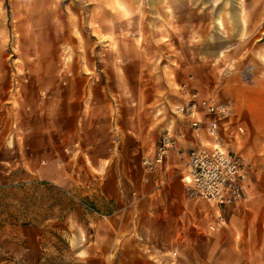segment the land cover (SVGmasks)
Masks as SVG:
<instances>
[{"label":"rangeland","instance_id":"obj_1","mask_svg":"<svg viewBox=\"0 0 264 264\" xmlns=\"http://www.w3.org/2000/svg\"><path fill=\"white\" fill-rule=\"evenodd\" d=\"M75 1L0 0V124L8 113L6 106H10L12 92L25 96L21 100L25 105L38 88L51 85L50 79L61 69L70 76L78 71L90 74L95 69H115L123 77L122 64L141 56L138 80L132 81L125 75L122 82L126 107L142 111L155 107L156 121L162 126L182 127L185 122L177 108L183 97L182 89L177 87L185 83L192 87L197 81L196 90L232 105L234 123L245 127L241 139L235 141L225 133L220 140L227 151L241 157L247 198L225 209L221 217L209 215L207 225L222 219L218 229L210 232L209 224L202 232L203 242L188 246L183 258H179L178 250L169 255L176 260L173 264H178L179 259L187 264H264L262 0H220L219 32L199 35L188 45H184L181 33L155 34L146 12V0H138L137 4L142 18L135 36L141 45H131L135 40L131 33L120 35V43L112 34H98L108 42L101 45L86 34L85 4ZM249 13H253L252 25L248 24ZM130 24L129 19L126 26ZM221 47H226L225 52L218 57ZM117 56L121 59L115 67L111 62L93 67L78 66L76 62L78 58ZM0 165L11 168L9 164ZM68 180L66 176L64 184L55 183L21 167L12 168L8 174L5 170L0 173V264L83 263V230L78 227L79 236L72 238L70 233L74 234L75 229L70 226V219L83 220L84 204L92 206L82 194L77 200L82 208H76ZM80 188L83 190L82 185Z\"/></svg>","mask_w":264,"mask_h":264},{"label":"crops","instance_id":"obj_2","mask_svg":"<svg viewBox=\"0 0 264 264\" xmlns=\"http://www.w3.org/2000/svg\"><path fill=\"white\" fill-rule=\"evenodd\" d=\"M77 1L85 4L86 34L91 39L106 45L108 42L97 35L112 34L120 43V35L131 33L135 37L131 45H141L135 36L142 18L138 0ZM146 3L155 34L178 32L184 35V45H188L199 35L219 32L220 0ZM263 5L264 0L262 18ZM252 17L253 13L247 14L250 25ZM129 19L132 24L126 26ZM119 59L120 56L78 58L76 62L89 67L111 62L115 67ZM142 63L141 56L123 63V77L115 69H91L90 74L78 71L71 76L61 69L50 79L52 84L38 88L25 105L21 100L26 97L12 92L10 106H6L8 113L0 124V164L11 165L10 169L0 165V173L5 170L8 174L12 168L21 167L59 184H64V177L69 176L66 182L76 208L82 194L84 201L94 208H83V220L70 219V226L75 229L74 234L70 233L72 238L79 236L78 227L83 230L82 264H173L176 260L170 253L178 250L179 258H183L188 246L203 242L202 232L210 224L207 225L208 216H221L231 207L209 208L204 200L188 193L181 179L187 153L200 143L213 144V138L206 134L198 136L185 120L182 127L162 126L156 121L155 107L144 111L126 107L122 82L125 75L132 81L138 80ZM196 82L192 87L199 89ZM180 86L177 88L181 89ZM180 94L184 104L185 92L181 90ZM163 131L176 141L181 154L173 151L162 165L147 171L142 160L154 154L166 134ZM219 133L225 135L223 128ZM178 264L187 262L179 259Z\"/></svg>","mask_w":264,"mask_h":264},{"label":"built area","instance_id":"obj_3","mask_svg":"<svg viewBox=\"0 0 264 264\" xmlns=\"http://www.w3.org/2000/svg\"><path fill=\"white\" fill-rule=\"evenodd\" d=\"M180 88L185 92L186 102L177 108L179 116L189 123L198 136L206 134L214 140L211 145L200 143L187 153L181 178L186 190L193 197L215 207L236 206L247 198L241 157L223 147L219 130L223 128L226 134L237 141L245 134V127L234 123L233 107L229 103L203 96L190 83L182 84ZM173 151L181 154L176 141L169 134H164L154 154L144 157L142 163L151 172L162 165ZM84 207L93 211L89 205L84 204ZM221 222V218L213 221L208 230L216 231Z\"/></svg>","mask_w":264,"mask_h":264},{"label":"bare ground","instance_id":"obj_4","mask_svg":"<svg viewBox=\"0 0 264 264\" xmlns=\"http://www.w3.org/2000/svg\"><path fill=\"white\" fill-rule=\"evenodd\" d=\"M224 52H225V47H223L220 51H219V53L222 55V54H224Z\"/></svg>","mask_w":264,"mask_h":264}]
</instances>
